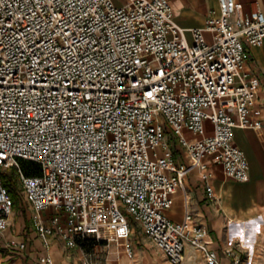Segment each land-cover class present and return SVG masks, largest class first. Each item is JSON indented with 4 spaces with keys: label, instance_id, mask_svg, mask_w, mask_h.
Segmentation results:
<instances>
[{
    "label": "built area",
    "instance_id": "built-area-1",
    "mask_svg": "<svg viewBox=\"0 0 264 264\" xmlns=\"http://www.w3.org/2000/svg\"><path fill=\"white\" fill-rule=\"evenodd\" d=\"M206 30L210 38L181 26L169 0H0V172L15 167L30 231L47 249L32 264H54V239L69 248L111 240L139 264L136 231L169 264H223L186 194L182 220L167 210L194 169L205 179L213 164L249 177L234 130L262 125L251 114L262 82L246 60L264 43V12L218 0ZM169 131L188 167L175 165ZM21 159L40 173L26 174ZM206 191L214 195L209 182ZM14 212L0 176V232ZM252 259L247 251L231 264Z\"/></svg>",
    "mask_w": 264,
    "mask_h": 264
},
{
    "label": "crops",
    "instance_id": "crops-1",
    "mask_svg": "<svg viewBox=\"0 0 264 264\" xmlns=\"http://www.w3.org/2000/svg\"><path fill=\"white\" fill-rule=\"evenodd\" d=\"M178 23L185 28L200 27L207 38L211 33L206 30L207 16L212 8L217 7L218 0H169ZM246 11L258 5L264 12V0H239ZM247 66L261 79L260 98L252 109V118L261 122V126H236L235 141L245 151L249 162V177L240 181L227 177L220 165L210 167L208 179L199 169H194L185 179V191L178 188L173 194V204L167 214L180 221L184 214L185 197L191 213L209 230L207 241L214 247L223 264H231L235 256L252 254L249 264H264V43L257 47H248ZM208 133H213L212 123L206 121ZM170 132L168 133V135ZM168 141L178 168L190 163L186 150L179 144L177 136ZM177 151L184 159H176ZM163 153V151H161ZM188 157V158H187ZM191 165H194L192 163ZM183 175L185 169L181 170ZM214 188L210 197L206 191L207 183ZM16 217L10 218V223ZM24 226L20 225L14 233L12 225L0 232V262L2 264H32L38 255L47 252L42 241L34 231L23 235ZM257 235V236H256ZM241 236V237H240ZM250 236V237H249ZM10 240L27 241L25 250L7 247ZM246 240L245 243L241 241ZM152 243V242H151ZM232 250V252H229ZM49 252L54 264H84L95 262V253L83 247L69 248L59 239H54ZM124 256L120 258L123 259ZM140 264H169L164 254L156 247L147 250L135 246L133 259ZM128 263L126 258L125 264ZM120 264V262H119Z\"/></svg>",
    "mask_w": 264,
    "mask_h": 264
},
{
    "label": "rangeland",
    "instance_id": "rangeland-1",
    "mask_svg": "<svg viewBox=\"0 0 264 264\" xmlns=\"http://www.w3.org/2000/svg\"><path fill=\"white\" fill-rule=\"evenodd\" d=\"M170 132V131H169ZM175 135L170 132V134L168 135V141L170 142L172 139H174ZM175 158L176 159H180V158H185L186 156H180V153L177 151V153L175 154ZM188 158V157H187ZM190 160V158H189ZM175 165L176 161H174ZM190 165V163L187 166L181 167V168H185L188 167ZM178 167V165H177ZM4 170V169H2ZM1 170V171H2ZM17 184H18V188L21 194V204L22 206H24V208L27 211L28 217H29V223L28 227L26 226V221L25 218L23 216H19L17 211L15 210L14 215L12 217H16L15 222L12 223V231L15 233L19 226L22 225L24 226V229L22 230V234L25 230L30 231V223H31V216L33 214V211L28 203V201L26 200V196L24 195V193L22 192V190L20 189V183L17 180V176L15 174L14 176ZM61 211H57L56 213H60ZM54 213V210L52 209L50 211V213H48V216H51ZM47 214V213H46ZM31 232V231H30ZM110 236V235H109ZM131 241L133 243L134 246H139V247H144L147 250H153L155 248V246L151 243V241L146 238L144 235H142V233H140L139 231H136V233L131 237ZM82 246L92 250L95 253V262L97 264H119L120 262V258L122 257L121 254H119V249H118V245L111 241V240H105V241H97L95 239H90L88 240L85 244H83Z\"/></svg>",
    "mask_w": 264,
    "mask_h": 264
},
{
    "label": "trees",
    "instance_id": "trees-1",
    "mask_svg": "<svg viewBox=\"0 0 264 264\" xmlns=\"http://www.w3.org/2000/svg\"><path fill=\"white\" fill-rule=\"evenodd\" d=\"M20 163L26 174L33 175L40 173V165L37 162L21 159ZM15 173H16L15 167L4 168V170L0 172V176L2 177L3 183L7 187L14 201V210L17 211L19 216H23L25 218L26 226L28 227L27 223H29V217L26 209L21 204L22 197L18 188V184L14 178Z\"/></svg>",
    "mask_w": 264,
    "mask_h": 264
},
{
    "label": "bare ground",
    "instance_id": "bare-ground-1",
    "mask_svg": "<svg viewBox=\"0 0 264 264\" xmlns=\"http://www.w3.org/2000/svg\"><path fill=\"white\" fill-rule=\"evenodd\" d=\"M201 162V160L199 161ZM257 236V235H256ZM241 237V236H240ZM250 237V236H249ZM125 260H126V257H124L123 259L120 260V264H125ZM140 264V263H139Z\"/></svg>",
    "mask_w": 264,
    "mask_h": 264
}]
</instances>
